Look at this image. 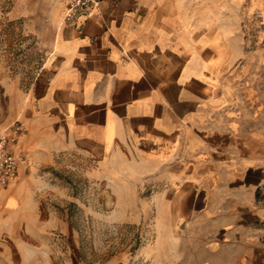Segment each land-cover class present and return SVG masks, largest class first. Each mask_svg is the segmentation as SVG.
<instances>
[{"label":"crops","instance_id":"crops-1","mask_svg":"<svg viewBox=\"0 0 264 264\" xmlns=\"http://www.w3.org/2000/svg\"><path fill=\"white\" fill-rule=\"evenodd\" d=\"M220 46L171 4L102 0L63 23L0 125L21 120L18 145L32 156L130 151L152 166L182 204L175 264H264V116L223 82ZM24 187L0 190V246L6 237L18 249L19 224L30 226ZM0 264H13L8 248Z\"/></svg>","mask_w":264,"mask_h":264},{"label":"rangeland","instance_id":"rangeland-1","mask_svg":"<svg viewBox=\"0 0 264 264\" xmlns=\"http://www.w3.org/2000/svg\"><path fill=\"white\" fill-rule=\"evenodd\" d=\"M66 1L0 0V115L8 112L9 92L26 93L39 72L66 22ZM145 1L171 4L189 26L215 37L223 82L237 84L264 116V0ZM13 182L25 185L33 211L29 227L19 224L18 249L9 238L1 242L13 264H175L182 258L176 238L182 204L169 202L159 174L130 151L106 162L74 149L44 157L26 152Z\"/></svg>","mask_w":264,"mask_h":264},{"label":"built area","instance_id":"built-area-1","mask_svg":"<svg viewBox=\"0 0 264 264\" xmlns=\"http://www.w3.org/2000/svg\"><path fill=\"white\" fill-rule=\"evenodd\" d=\"M101 2L102 0H67L63 8V18L66 22L71 21L76 12L97 6ZM24 129L23 122L18 119L0 125V190L15 180L25 159V153L18 145Z\"/></svg>","mask_w":264,"mask_h":264}]
</instances>
